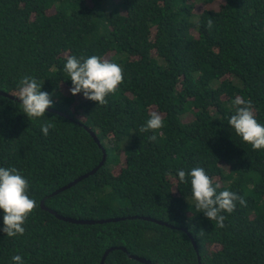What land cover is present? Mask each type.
I'll use <instances>...</instances> for the list:
<instances>
[{"label": "trees", "instance_id": "obj_1", "mask_svg": "<svg viewBox=\"0 0 264 264\" xmlns=\"http://www.w3.org/2000/svg\"><path fill=\"white\" fill-rule=\"evenodd\" d=\"M94 55L123 69L106 106L72 96L64 71L68 56ZM24 76L43 83L54 112L28 120L16 98ZM0 92L15 98L0 95V167L16 168L36 201L23 236L0 231V264H101L111 248L104 264H264V149L228 125L237 96L264 125V0H0ZM152 111L164 127L140 132ZM103 149V167L53 195ZM196 167L247 202L222 213L223 228L196 211L190 177L178 180ZM50 210L124 220L74 224Z\"/></svg>", "mask_w": 264, "mask_h": 264}, {"label": "clouds", "instance_id": "obj_2", "mask_svg": "<svg viewBox=\"0 0 264 264\" xmlns=\"http://www.w3.org/2000/svg\"><path fill=\"white\" fill-rule=\"evenodd\" d=\"M212 26V18H209L207 27L211 29ZM64 71L72 83L69 89L72 96L82 93L84 99L100 106L107 105L106 97L114 94L123 82V69L119 64L102 60L95 55L80 59L68 56ZM42 85L43 83L30 76H24L19 81L16 98L21 101L20 106L28 120L45 117L46 110L54 107L52 95L42 91ZM232 107L234 114L228 119V125L243 142L251 145L254 151L264 149V125L257 122L251 100L237 96L232 101ZM50 121L48 119L41 124V131L45 136L54 127ZM163 127L162 115L152 111L139 131L156 133ZM148 138L154 141L156 136L151 135ZM177 177L181 183H188L190 177L191 196L196 211L203 213L209 221H214L218 228L225 227L226 216L222 213H233L237 202L247 206L244 197L233 191L217 192L220 184H214L202 167L193 168L190 173L177 170ZM28 189V180L16 168L0 167V211L3 212V228L0 231L7 237L23 236V225L36 208V201L29 197ZM12 261L13 264H24L20 255H14Z\"/></svg>", "mask_w": 264, "mask_h": 264}, {"label": "water", "instance_id": "obj_3", "mask_svg": "<svg viewBox=\"0 0 264 264\" xmlns=\"http://www.w3.org/2000/svg\"><path fill=\"white\" fill-rule=\"evenodd\" d=\"M0 95H3V96H8L10 98H13L15 99L14 97H12L11 95L9 94H6L4 92H0ZM48 111H51V112H54L55 110H53L52 108H49L47 109ZM91 132V135L93 136V138L95 139V141L100 145V147H102L101 145V142L100 140L98 139V137L96 136V134L89 130ZM103 153H104V157H103V160L102 162L100 163V165L98 167H96L94 170H92L91 172H89L88 174H85L84 176H81L79 177L78 179H76L75 181L71 182L70 184L62 187L61 189H59L58 191L54 192L53 195H57L59 194L60 192H63L73 186H75L76 184H78L79 182L83 181L84 179L88 178L89 176L91 175H94L101 167H103L105 165V162L107 160V153L106 151L103 149ZM42 206L44 207V202H42ZM51 213L55 214L59 219L63 220V221H66V222H70V223H74V224H104V223H109V222H118V221H121V220H124L123 218H110V219H101V220H88V221H85V220H76V219H71V218H67V217H64V216H61V215H58L55 211L53 210H50ZM131 218H136V217H131ZM145 220H149V221H153V222H157L159 224H163L161 221H156V220H153V219H150V218H147L145 217L144 218ZM191 240H192V243L195 247V249L197 250V253H198V246L194 240V238L192 236H190ZM113 250H115V248H111L109 249L108 251H106L103 259H102V263L101 264H104L105 262V259L107 258L108 254L110 252H112ZM125 250V249H124ZM132 258H134L135 260H138L144 264H154L152 263L151 261L147 260V259H144V258H140V257H137V256H131ZM199 264H202L201 261L199 260Z\"/></svg>", "mask_w": 264, "mask_h": 264}]
</instances>
